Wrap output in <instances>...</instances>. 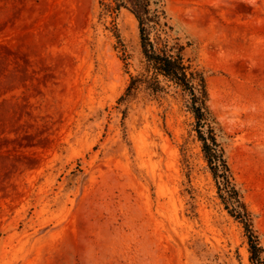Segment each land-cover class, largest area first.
Returning <instances> with one entry per match:
<instances>
[{
	"label": "rangeland",
	"instance_id": "1",
	"mask_svg": "<svg viewBox=\"0 0 264 264\" xmlns=\"http://www.w3.org/2000/svg\"><path fill=\"white\" fill-rule=\"evenodd\" d=\"M162 4L264 247V102L249 91L258 42L264 83V0ZM207 11L246 39L236 61ZM144 69L116 0H0V264H252L182 93L121 101Z\"/></svg>",
	"mask_w": 264,
	"mask_h": 264
},
{
	"label": "trees",
	"instance_id": "2",
	"mask_svg": "<svg viewBox=\"0 0 264 264\" xmlns=\"http://www.w3.org/2000/svg\"><path fill=\"white\" fill-rule=\"evenodd\" d=\"M162 3L163 0H116V9H129L138 21L145 64L144 74L131 78L121 101L135 97L141 88L150 95L166 93L169 88L182 93L185 107L195 119V132L219 197L228 213L244 227L251 263L264 264V247L254 229V215L235 183L220 141L222 131L208 106L205 75L186 64L178 39L170 47L166 36L171 28L166 22Z\"/></svg>",
	"mask_w": 264,
	"mask_h": 264
},
{
	"label": "bare ground",
	"instance_id": "3",
	"mask_svg": "<svg viewBox=\"0 0 264 264\" xmlns=\"http://www.w3.org/2000/svg\"><path fill=\"white\" fill-rule=\"evenodd\" d=\"M196 16L200 20L208 18L211 21V24H210L211 28L215 31H219L220 35L224 38V44L220 47V49L222 51V57L224 58V60H226L225 62L229 63L228 60L236 61L239 54H241L244 51L245 45H246V39L242 37L240 31L236 30L234 32L236 34V37L229 39L230 30H228L227 28H221L219 26V22L216 19H214L213 15L209 11H207L206 14H204L202 12H198L196 14ZM253 48H254L256 55L259 57L258 58L259 61H256L254 64V67H256V70L259 71V74H257L255 76V78L251 79L250 83L252 84V86H251V89L249 91L251 93H253L254 96H252V97L259 98L261 101L264 102V93H263V91L259 90L262 86H264V83L262 82V78L259 77V75L261 74V71H262V65L260 62L261 56H262V48H261L260 42L256 43L253 46ZM253 85L257 86V88H254ZM249 95H250V93H249ZM251 102H252V104H255L253 102V100ZM251 112H253V111H251ZM253 116H254V114H253Z\"/></svg>",
	"mask_w": 264,
	"mask_h": 264
}]
</instances>
